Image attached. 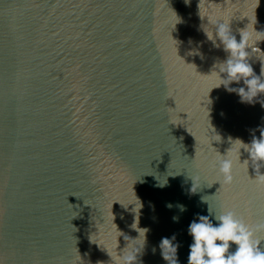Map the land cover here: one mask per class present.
Segmentation results:
<instances>
[{
  "label": "water",
  "instance_id": "95a60500",
  "mask_svg": "<svg viewBox=\"0 0 264 264\" xmlns=\"http://www.w3.org/2000/svg\"><path fill=\"white\" fill-rule=\"evenodd\" d=\"M256 3L0 0V264H118L130 252L135 264H168L160 242L173 236L188 264L199 216L216 224L228 209L264 223V167L239 163L231 141L260 136L264 94L247 103L213 88L227 53L205 33L225 20L239 41ZM255 14L264 31V0Z\"/></svg>",
  "mask_w": 264,
  "mask_h": 264
},
{
  "label": "clouds",
  "instance_id": "9594fccd",
  "mask_svg": "<svg viewBox=\"0 0 264 264\" xmlns=\"http://www.w3.org/2000/svg\"><path fill=\"white\" fill-rule=\"evenodd\" d=\"M185 2L188 3L189 0H185ZM258 4L259 0L254 5V15L251 18L252 30H247V24L244 28L239 29V41L232 33L229 21L209 20L208 22L214 25V31L206 32L204 30L208 39L212 40L216 47L222 45L223 50L227 53L226 58L214 63L209 72L216 77V84L213 88L222 85L225 90L237 93L241 101L247 103H254L260 94H264V78H262L264 77V66L261 62V72L257 75L249 62L250 53L257 51V42L264 40L257 36L258 33L264 31H257L254 27L257 23L255 9ZM240 81H243L242 86L230 87L232 82ZM231 141H235L236 146L232 148V151L239 153L237 157L239 163L247 168L251 161L255 170L264 167V127L260 128V136L253 135L250 142L246 143L240 138ZM241 149H244L249 155V158L243 162L240 160ZM235 162L227 153L219 160V171L225 183H231L233 180L231 172ZM191 178L193 180L191 191L195 192L192 190L194 178ZM255 179L257 183H264V173L256 172ZM166 183L167 180L165 183L158 180L156 186L163 187ZM166 206L171 208L172 204L168 203ZM177 207L181 211L185 210L183 204H178ZM177 219L178 217L173 216V220ZM214 219L218 223L213 224L209 216L201 215L198 220H193L189 224L188 231L192 236V243L189 245L188 264H264V251L259 247L264 238L256 234L264 230V223L252 226L234 211L228 209L223 210L219 216L214 215ZM174 239L175 236L171 239L163 237L160 242L162 256L168 261V264H179L178 245L172 242ZM230 242L237 245L235 251H229ZM137 254L132 252L120 254L118 264H135Z\"/></svg>",
  "mask_w": 264,
  "mask_h": 264
}]
</instances>
